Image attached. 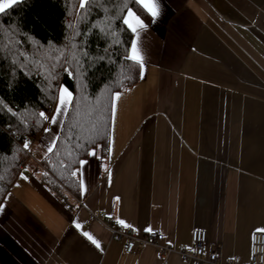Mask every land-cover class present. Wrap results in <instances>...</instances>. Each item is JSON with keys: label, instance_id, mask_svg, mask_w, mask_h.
Segmentation results:
<instances>
[{"label": "crops", "instance_id": "crops-1", "mask_svg": "<svg viewBox=\"0 0 264 264\" xmlns=\"http://www.w3.org/2000/svg\"><path fill=\"white\" fill-rule=\"evenodd\" d=\"M157 7L155 22L133 11L145 25L143 78L113 100L109 154L86 160L80 197L56 196L34 166L66 111L27 142L32 162L0 208V264H164L151 244L126 254L104 224L87 223L92 213L139 235L159 230L174 248L168 264H192L177 251L192 247L194 230L224 261L251 263L252 235L264 233V0Z\"/></svg>", "mask_w": 264, "mask_h": 264}, {"label": "trees", "instance_id": "trees-1", "mask_svg": "<svg viewBox=\"0 0 264 264\" xmlns=\"http://www.w3.org/2000/svg\"><path fill=\"white\" fill-rule=\"evenodd\" d=\"M128 9L147 17L132 0H92L83 10L80 0H26L0 13V208L32 162L24 145L47 129L59 86L72 100L36 168L40 180L59 198L66 190L80 197L79 172L71 173L93 151L107 158L114 94L141 80L125 58L134 39L122 22Z\"/></svg>", "mask_w": 264, "mask_h": 264}, {"label": "built area", "instance_id": "built-area-1", "mask_svg": "<svg viewBox=\"0 0 264 264\" xmlns=\"http://www.w3.org/2000/svg\"><path fill=\"white\" fill-rule=\"evenodd\" d=\"M68 194L69 191L66 190ZM66 203L67 200L64 197ZM99 221L106 226L112 234L114 241H124V252L135 255L146 245L157 247L161 255L165 258L164 264H168L167 257L174 248L166 244L165 235L159 230L152 229L146 235H139L133 228L116 224L111 220H106L98 214L92 213L87 223ZM178 254L183 261L192 264H232L230 260H223L222 251L219 247L211 246L208 243V235L205 230H194L192 233V247H180ZM264 264V233L255 232L251 240V263Z\"/></svg>", "mask_w": 264, "mask_h": 264}, {"label": "snow or ice", "instance_id": "snow-or-ice-1", "mask_svg": "<svg viewBox=\"0 0 264 264\" xmlns=\"http://www.w3.org/2000/svg\"><path fill=\"white\" fill-rule=\"evenodd\" d=\"M26 0H0V13H4L7 9L11 8L13 5L24 3ZM92 0H80V9H85L86 5L91 3ZM132 3L140 6L143 10H145L148 14H150L154 19L153 22H155V17L159 15L158 7H157V0H132ZM130 21H134V24ZM124 25H127L128 29L136 35V38L131 41L130 49L128 50V55L125 57L128 60H131L133 63L137 64L141 69H143V55H142V48L139 41V32L142 30L145 25L143 21L131 10L128 9L126 16L122 20ZM71 75V73H69ZM141 78H143V73L141 72ZM67 94V98L65 96ZM120 93L114 94V99H119ZM71 103V93L68 92L67 89L61 88L60 92V103L57 108L56 115L52 118V123H57V117L59 115H62V109L67 108L69 104ZM44 119H47L46 116H44L43 113L40 114ZM45 131H48V129H45ZM25 148L28 147V144L25 143ZM49 152L52 151V148L50 147L48 149ZM90 155H95V151L89 153ZM81 168L76 169L71 173L72 176H76L78 172H81V169L84 164H86V161H80ZM118 223L124 224L123 221H118ZM125 227H129V225L124 224ZM77 228H80V225H76ZM150 231V229H146ZM264 231V229L259 230ZM83 235L91 241L93 245L97 249L101 247L100 243L88 232H83Z\"/></svg>", "mask_w": 264, "mask_h": 264}, {"label": "rangeland", "instance_id": "rangeland-1", "mask_svg": "<svg viewBox=\"0 0 264 264\" xmlns=\"http://www.w3.org/2000/svg\"><path fill=\"white\" fill-rule=\"evenodd\" d=\"M61 88H65V89L68 90V92H70L69 89L66 88L65 86H59V87H58V89H57V104H56V107H55V109H54L53 114L57 112V108H58L59 103H60V92H61ZM70 93H71V92H70ZM65 96H66V98H67V94H65ZM71 100H72V94H71ZM69 105H70V104H69ZM68 108H69V106H68L67 108H64L63 111H64V112L66 111V113H67ZM53 114H52V116H51V119H52V117L54 116ZM51 119H50V120H51ZM64 119H65V117H64ZM62 125H63V124H62ZM49 126H50V121H49L48 127H49ZM48 127H47V129H48ZM61 128H62V127H61ZM47 154H48V153H47ZM47 154H46V155H47ZM46 155H45V156H46ZM45 156H44L43 158H45ZM35 165H37V167H39L38 164H34V166H35ZM37 167H35V168H37ZM40 167H42V166H40ZM40 167H39V168H40ZM41 169H42V168H40V171H41ZM35 170H36V169H35ZM42 170H43V169H42ZM41 172H42V171H41Z\"/></svg>", "mask_w": 264, "mask_h": 264}]
</instances>
